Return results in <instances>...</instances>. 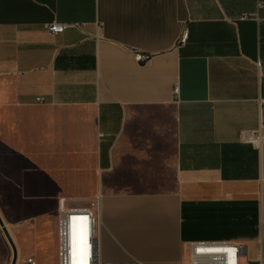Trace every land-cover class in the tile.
Here are the masks:
<instances>
[{"label":"crops","instance_id":"crops-1","mask_svg":"<svg viewBox=\"0 0 264 264\" xmlns=\"http://www.w3.org/2000/svg\"><path fill=\"white\" fill-rule=\"evenodd\" d=\"M1 191L100 195L103 261L264 258V0H0Z\"/></svg>","mask_w":264,"mask_h":264},{"label":"built area","instance_id":"built-area-1","mask_svg":"<svg viewBox=\"0 0 264 264\" xmlns=\"http://www.w3.org/2000/svg\"><path fill=\"white\" fill-rule=\"evenodd\" d=\"M75 24L54 21L48 24V30L53 33L64 32ZM188 33L185 31L181 36V42L185 41ZM137 60L147 61L149 56L141 53L136 54ZM241 138L251 143H260L262 136L254 131H244ZM101 196L98 195L88 206L74 205L63 197L60 199L58 212V264H72V229L80 230L81 246L79 264H140L135 260L125 262L103 261L97 234L98 208ZM244 253V246L229 242H205L195 241L190 244L191 264H240ZM86 257V259H85ZM26 264H36L33 257L26 259ZM264 264V258L258 260Z\"/></svg>","mask_w":264,"mask_h":264},{"label":"rangeland","instance_id":"rangeland-1","mask_svg":"<svg viewBox=\"0 0 264 264\" xmlns=\"http://www.w3.org/2000/svg\"><path fill=\"white\" fill-rule=\"evenodd\" d=\"M12 195L0 192V212L18 249L17 264H26L30 257L36 260V264H57L58 208L54 203L46 208L44 204L19 207V202ZM12 258L13 249L0 225V264H11ZM182 264H189V259L184 257ZM241 264L259 262L243 255Z\"/></svg>","mask_w":264,"mask_h":264},{"label":"bare ground","instance_id":"bare-ground-1","mask_svg":"<svg viewBox=\"0 0 264 264\" xmlns=\"http://www.w3.org/2000/svg\"><path fill=\"white\" fill-rule=\"evenodd\" d=\"M81 246H83V242L81 244L80 230L77 228H73L72 229V242H71L72 264H79Z\"/></svg>","mask_w":264,"mask_h":264},{"label":"water","instance_id":"water-1","mask_svg":"<svg viewBox=\"0 0 264 264\" xmlns=\"http://www.w3.org/2000/svg\"><path fill=\"white\" fill-rule=\"evenodd\" d=\"M0 225L3 229V232L5 233L12 249H13V258H12V262L11 264H17L18 262V258H19V253H18V249H17V246L15 244V241L13 239V237L11 236L10 232H9V229L7 228L6 226V223H5V220L0 212Z\"/></svg>","mask_w":264,"mask_h":264}]
</instances>
